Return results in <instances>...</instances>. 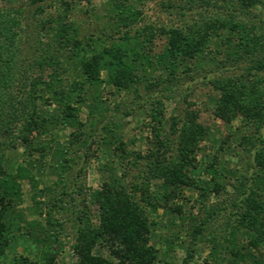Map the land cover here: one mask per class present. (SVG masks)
Masks as SVG:
<instances>
[{"label":"trees","instance_id":"1","mask_svg":"<svg viewBox=\"0 0 264 264\" xmlns=\"http://www.w3.org/2000/svg\"><path fill=\"white\" fill-rule=\"evenodd\" d=\"M3 1L15 0H0V264H60L64 200L73 199L64 178L77 157L71 148L84 127L80 112L86 108L92 124L103 119L109 109L105 87L137 93L140 85L173 82L204 61L219 60L225 66L230 57L246 56L251 65L243 73L210 80L217 92L214 116L228 126L236 117L253 125L249 134L233 137L231 155L237 161L247 157L244 171L231 167L222 155L230 136L219 141L212 155L200 157L201 143L211 132L198 121V111L190 109L179 121L165 120L158 98L148 112L151 134L144 151L129 148L116 122L102 127L100 148L108 150L119 168L100 165L102 181L90 192L97 222L87 208H75L71 248L74 264H169L165 257L179 241L180 228L163 237V248L156 246L152 234L161 221L151 214L161 209L172 215L173 224L174 215L186 219L192 246L185 249L183 264L192 260L195 245L204 242L209 246L203 260L207 264H264V29L243 19L264 0L162 2L165 11L182 17L179 24L144 21L138 7L143 0H106L104 24L88 33L74 19V1L81 0H50L53 12L34 9L38 54L31 57L21 55L20 10ZM37 1L47 0H30ZM226 1L236 2L241 12L225 10ZM172 88L158 91L162 95ZM63 129L71 133L62 141ZM17 150L20 160L12 161L7 152ZM139 162L143 168L126 185L123 179ZM50 175L55 176L52 185L39 187ZM153 180L160 181L158 191L151 189ZM23 181L32 190L25 207ZM186 188L198 192L201 210L196 213L186 214L175 203ZM223 193L227 196L216 205L206 203ZM43 194L46 201L38 199ZM223 214V225L210 228ZM18 244L23 252L16 250ZM97 247L106 254L94 252Z\"/></svg>","mask_w":264,"mask_h":264},{"label":"rangeland","instance_id":"2","mask_svg":"<svg viewBox=\"0 0 264 264\" xmlns=\"http://www.w3.org/2000/svg\"><path fill=\"white\" fill-rule=\"evenodd\" d=\"M166 0H143V2L138 5L142 12V17L144 21L152 22L154 24H179L181 23L180 16L174 13H168L162 7V2ZM2 2V1H1ZM4 5L12 4L20 10L18 14L19 28L18 32L21 34V55L31 57L32 54H38L35 52L36 47L35 40L39 37L37 35V19L32 17L36 6H43L44 13L53 12L54 5L50 4V0L47 1H37L36 3H31L30 0H15L12 2L3 1ZM176 2V1H174ZM76 4V13L74 14V19L80 25L82 32L88 33L99 29L106 19V0H91L87 2L85 0L74 1ZM225 10L236 9L239 11L236 2L226 1L223 3ZM241 12V11H239ZM244 14V13H243ZM191 16V15H189ZM245 19L249 24H255L261 29H264V5H256L254 8H250L247 15H244ZM188 18V17H186ZM225 48V47H224ZM222 58L225 59V53H222ZM250 56H246L240 59H234L230 57L226 59V65H220L219 60L204 61L202 67H198L194 72H188L186 74H180L177 76L173 82H165L160 84L148 85V88L144 85H140L137 93H119L116 90L113 91L111 86L105 87L103 90V95L106 98V102L109 105L108 111H106L105 116L100 121L92 124L91 119L87 117V109L83 108L80 112V119L84 123L82 133L79 134V141L74 143L71 150L74 156H77L74 160V165L71 169L66 172L65 175V186L67 191H71L73 199L68 196L65 197V206L67 211L63 214L64 218V228L61 235V248L62 252L58 256L60 264H74L76 257L71 248L74 236V211L75 208L79 210L84 207L87 208V212L92 218L93 222H97L96 216L98 207L94 201H92L90 192L92 189L98 187L102 181V175L99 171L100 165L107 162L108 165H115L119 168L118 162L112 159L111 154H109L107 149L100 148V136H102L104 130L103 126H109L111 122H116L118 126V133L121 135L122 139L128 143L129 148L134 150L144 151L147 146V137L150 136V131L148 126L149 118L148 112L154 107L153 101L156 99H161L164 105V119L168 120L170 117L176 118L177 121L181 120L185 113L190 109L198 111V121L210 128V138L204 140L202 145V152L200 157L205 152L212 155L221 139H225L226 136H230L229 141L225 144L227 148L223 152L224 159L229 160L231 167L235 165L240 171H244L246 167L245 161L247 157L243 155V160L241 161L236 156L231 155V148L234 147L233 137L235 135L249 134L253 130V125L250 121H244L241 117H236L233 122L228 126L221 119L217 118L213 114L214 98L217 92L212 87L210 82L211 79L215 77L225 78L227 76L240 75L243 73V69H246L251 65L249 60ZM27 62V61H26ZM158 71H155L153 76H157ZM263 79H264V74ZM167 86L172 88L171 90H166L162 95L158 91L159 88ZM150 91V92H149ZM147 92L151 93L147 96ZM138 94V95H137ZM148 97L147 102L145 98ZM107 123L109 125H107ZM168 130V127H167ZM169 131V130H168ZM71 133V129L60 130V140H64L68 134ZM90 134H94L90 137ZM78 136V137H79ZM171 139L174 140L175 134L170 135ZM231 138V140H230ZM174 142V141H173ZM240 148V147H239ZM19 152L21 147H18ZM17 151H8L12 161L20 160V153ZM241 151V150H240ZM140 166V169L138 168ZM143 168V165L139 162L136 167L132 166L129 169L128 177L122 178L126 185H130L131 182L135 180L139 170ZM122 169H119V175H121ZM204 177V176H202ZM55 176L50 175L45 176L39 183V187L44 185H52ZM232 179V178H230ZM159 180H153L151 182V189L159 190ZM81 186L80 192H76V188ZM23 188V201L21 207H25L31 203L32 190L29 188L28 183L22 182ZM74 190V191H73ZM228 194L231 192V187L228 186ZM224 193L221 195L211 196L207 199V204L216 205L220 200L226 197ZM197 190H192L189 188L184 189L183 198L176 199L175 203L181 205V210L186 214L191 212L196 213L201 210L200 202L198 201ZM40 201H46L47 196L45 194L38 197ZM228 212V211H227ZM227 212L225 213L227 215ZM225 214L221 215L210 228L220 227L223 225V220L225 219ZM155 219L161 221L156 225L155 230L152 234V241L158 247H164L163 237L168 233H176L179 235V241L173 245V251L169 252L165 257L169 264H183L182 260L186 254V248L192 246L189 242V236L185 233L184 227L187 226L186 219L182 222L177 215H174L173 219L175 223H171L172 215L165 214L161 209L157 211L156 214H151ZM173 221V222H174ZM182 226V227H181ZM194 256L189 264H207L203 262L204 258L208 255L209 246L207 242L197 243L194 247ZM16 250L23 252V245L18 244ZM264 253V247L261 249ZM94 252H102L106 254V250L97 247Z\"/></svg>","mask_w":264,"mask_h":264}]
</instances>
